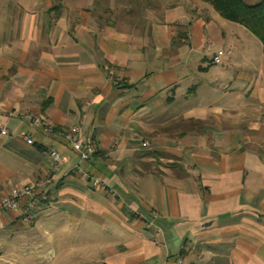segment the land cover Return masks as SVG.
Wrapping results in <instances>:
<instances>
[{
	"label": "crops",
	"instance_id": "crops-1",
	"mask_svg": "<svg viewBox=\"0 0 264 264\" xmlns=\"http://www.w3.org/2000/svg\"><path fill=\"white\" fill-rule=\"evenodd\" d=\"M230 23L202 0H0V196L57 180L29 224L0 215L6 263L264 264V45Z\"/></svg>",
	"mask_w": 264,
	"mask_h": 264
},
{
	"label": "built area",
	"instance_id": "built-area-1",
	"mask_svg": "<svg viewBox=\"0 0 264 264\" xmlns=\"http://www.w3.org/2000/svg\"><path fill=\"white\" fill-rule=\"evenodd\" d=\"M216 60H218V58H216ZM24 118L28 123L42 129L44 132L65 138L72 146L71 148H73L79 155L81 163L93 158L98 153V145L95 140L92 139L91 136L88 137L82 134V130L78 126L67 129H56V127L49 123V121H47L44 116L36 113H28L24 115ZM25 139L28 144L34 143L32 138L26 137ZM49 149V156L51 157L52 162H54L53 169L54 171H58L63 163L62 160H64V158L58 149ZM78 169L82 170V166L79 165ZM82 174L89 178V174H87L86 171ZM56 184L57 180L53 177H50L37 180L31 184L17 185L14 186V188L12 187L9 189L10 191L6 195L0 196V215L8 211H19L21 212V215H23L24 220L29 224L32 221L33 216L25 208L24 201L26 199L28 200V198L41 199L42 197L46 199L47 193L45 189ZM94 184L107 185L108 183L105 180L94 178ZM149 225H152V223Z\"/></svg>",
	"mask_w": 264,
	"mask_h": 264
},
{
	"label": "trees",
	"instance_id": "trees-1",
	"mask_svg": "<svg viewBox=\"0 0 264 264\" xmlns=\"http://www.w3.org/2000/svg\"><path fill=\"white\" fill-rule=\"evenodd\" d=\"M221 17L246 27L264 45V0L247 4L245 0H202Z\"/></svg>",
	"mask_w": 264,
	"mask_h": 264
},
{
	"label": "rangeland",
	"instance_id": "rangeland-1",
	"mask_svg": "<svg viewBox=\"0 0 264 264\" xmlns=\"http://www.w3.org/2000/svg\"><path fill=\"white\" fill-rule=\"evenodd\" d=\"M245 2L247 4L255 3L254 0H245ZM220 18L222 20L226 21V22H229V21L223 19L221 16H220ZM230 24H234L233 26H237V27L241 28L239 31H242L241 33L243 34V36L246 37V48L245 49H250L251 50L254 47V45L252 43L250 44V42L248 41V39H249L248 36H249L258 44L259 47L257 46L258 47V48H256L257 51H261L262 52L263 49H261V48H263V45L261 44L259 39H257V37H255V36H253V34L246 27H244L243 25H240V24H236V23H230ZM40 254H41V257L38 259L37 262H39L40 264H50L51 255L50 254H45V252L40 253ZM5 261H6V257L4 255L0 254V264H8Z\"/></svg>",
	"mask_w": 264,
	"mask_h": 264
}]
</instances>
